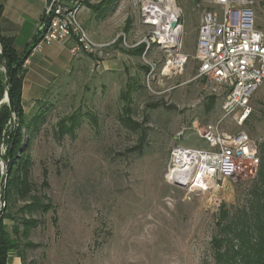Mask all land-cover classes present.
Returning <instances> with one entry per match:
<instances>
[{
    "label": "rangeland",
    "instance_id": "1",
    "mask_svg": "<svg viewBox=\"0 0 264 264\" xmlns=\"http://www.w3.org/2000/svg\"><path fill=\"white\" fill-rule=\"evenodd\" d=\"M101 2L86 0L78 21L93 41L112 44L102 57L81 53L80 62L71 63L70 72L62 73L52 92L43 95L46 113L29 150L31 179L36 191L50 198L55 213L33 215L37 226L23 243L35 247L25 250L26 264L211 263L218 211L223 205L233 211L245 199L239 192L249 191L256 172L252 176L247 172L249 177L220 193L219 205L209 194H188L169 184L164 175L174 146L209 150L193 127L201 129L224 115L221 97L214 96L213 110L206 111L213 95L208 82L196 78L194 59L198 26L213 0H176L183 25L181 53L188 60L183 72L172 78L159 76L165 54L155 46L145 58L122 52L143 45L137 44L148 31L139 23L133 0L114 1L98 20L90 6ZM217 14L221 21L222 13ZM256 20L264 33V8ZM147 63L157 66L156 76L148 78ZM131 79L136 80L132 96L136 131L121 121L120 95ZM251 110V128L228 119L222 128L263 141L264 86L253 96ZM74 111L82 117L75 135L58 138L56 123ZM89 115L97 118L98 126L91 124ZM42 169L47 170L49 183L43 191Z\"/></svg>",
    "mask_w": 264,
    "mask_h": 264
},
{
    "label": "built area",
    "instance_id": "2",
    "mask_svg": "<svg viewBox=\"0 0 264 264\" xmlns=\"http://www.w3.org/2000/svg\"><path fill=\"white\" fill-rule=\"evenodd\" d=\"M85 2L46 0L37 25L39 38L30 53L45 45L73 41L74 54L102 57L112 43H96L81 26L78 14ZM133 2L138 8L140 25L148 29L137 44L144 45L142 57L145 58L153 46L165 54L159 70L154 63H147L148 78L156 76V70L160 77L180 75L188 56L181 53L183 25L176 0ZM254 7V0H213L212 8L202 15L194 55L198 64L196 78L206 80L210 94L222 98L224 115L201 129L193 125L209 150L174 146L164 175L171 185H188L185 189L188 194L211 195L217 205L221 203L220 193L241 178L249 177L248 173L254 175L259 165L257 142L241 130L229 132L222 128L224 119L241 127L251 114L253 96L264 86V33L257 28ZM217 10L222 13L221 21ZM28 57L22 63L23 68L29 64ZM17 127L18 121L14 118L8 123L7 131L11 133ZM7 148L8 145L2 143L0 155H4Z\"/></svg>",
    "mask_w": 264,
    "mask_h": 264
},
{
    "label": "trees",
    "instance_id": "3",
    "mask_svg": "<svg viewBox=\"0 0 264 264\" xmlns=\"http://www.w3.org/2000/svg\"><path fill=\"white\" fill-rule=\"evenodd\" d=\"M114 1L116 0H102L99 5L90 6V9L95 12V17L99 20L100 18H104L106 10H109L111 5L115 3ZM254 1L256 18H258L261 9L264 8V0ZM256 25L259 29L260 25L258 22ZM261 26L264 27L262 23ZM38 38L39 33L37 32L33 43L37 42ZM1 40L3 53L11 73L12 98L18 127L11 133L7 131L10 112L6 104H1L0 145L2 143L5 144L7 137L11 136L5 155L6 157L10 151L6 171L5 211L0 220V264H7L10 253L15 254L20 259L21 264H26L25 250L35 247L31 242L23 243V240L29 239L31 230L37 226L38 222L34 219L33 215L36 213H55L54 205L50 198L45 193L39 194L36 191L37 186L31 179L32 160L29 150L32 138L38 133L46 111L42 106V101L37 103L34 111L29 115L24 114L21 106V86L25 74L22 63L29 56L34 44L29 45V50H26L24 54L19 56L13 48L11 39L1 37ZM143 51L144 45H139V47L130 50L125 49L122 52L141 56ZM130 82L132 83L128 84L120 95V100L122 101L121 121L129 130L136 131L138 124L132 119V96L135 91L136 80L131 79ZM56 84L51 86L50 92H52V88ZM4 90V75L1 72L0 101L3 98ZM215 101L216 97L214 96L208 98L206 105L207 112L213 110ZM251 116L247 118L244 125H249L250 127L249 121ZM81 119L82 117L77 111L59 119L56 123L57 137H73L81 124ZM88 120L92 125L98 126L95 116L89 115ZM142 141L143 137H140L139 142L142 143ZM257 144L259 165L255 177L251 180L250 189L247 193L239 192V196L245 197V199L241 200V203L233 211H229L224 205L219 209L215 220V234L211 239L212 262H205L203 264H264V140L257 142ZM1 159L2 155H0V162ZM41 177L42 181L39 185L41 191H43L49 188L46 169H42ZM18 202L22 203L19 207H17ZM5 221L12 223L10 228L4 224ZM52 224L53 226H57L56 216L52 217Z\"/></svg>",
    "mask_w": 264,
    "mask_h": 264
},
{
    "label": "crops",
    "instance_id": "4",
    "mask_svg": "<svg viewBox=\"0 0 264 264\" xmlns=\"http://www.w3.org/2000/svg\"><path fill=\"white\" fill-rule=\"evenodd\" d=\"M45 3L46 0H37L36 4L34 0H0V35L12 40L13 48L19 56L33 44ZM74 48L76 44L69 41L45 45L30 53L21 86V106L24 114H31L37 103L44 99V93H50L51 86L58 82L57 78L62 73L68 74L73 67L69 69V65L78 62L81 52L74 54ZM7 264H21V261L15 254L10 253Z\"/></svg>",
    "mask_w": 264,
    "mask_h": 264
},
{
    "label": "water",
    "instance_id": "5",
    "mask_svg": "<svg viewBox=\"0 0 264 264\" xmlns=\"http://www.w3.org/2000/svg\"><path fill=\"white\" fill-rule=\"evenodd\" d=\"M0 66L3 69V75H4V94L3 98L1 100L2 104H6L9 108L10 112V121L9 123L11 124L13 122V119L16 118V113H15V108H14V102L12 98V89H11V73L8 67V63L5 59L3 49H2V40H1V35H0ZM18 121V120H17ZM10 136L7 137L6 140V145L9 144L10 141ZM7 151V150H6ZM5 154L2 156L1 159V177H0V220L4 214L5 211V187H6V171L8 167V160L10 158V151L7 153V156L5 157ZM176 186L181 187V188H187L188 185H183V184H176Z\"/></svg>",
    "mask_w": 264,
    "mask_h": 264
}]
</instances>
